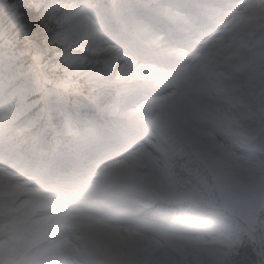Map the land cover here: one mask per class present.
Here are the masks:
<instances>
[{
	"label": "clouds",
	"instance_id": "obj_1",
	"mask_svg": "<svg viewBox=\"0 0 264 264\" xmlns=\"http://www.w3.org/2000/svg\"><path fill=\"white\" fill-rule=\"evenodd\" d=\"M0 264H264V0H0Z\"/></svg>",
	"mask_w": 264,
	"mask_h": 264
}]
</instances>
